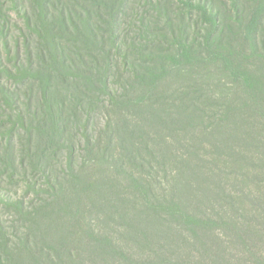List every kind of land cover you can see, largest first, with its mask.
<instances>
[{
    "label": "trees",
    "instance_id": "1",
    "mask_svg": "<svg viewBox=\"0 0 264 264\" xmlns=\"http://www.w3.org/2000/svg\"><path fill=\"white\" fill-rule=\"evenodd\" d=\"M263 49L264 0H0V176L46 194L0 264L262 260Z\"/></svg>",
    "mask_w": 264,
    "mask_h": 264
},
{
    "label": "rangeland",
    "instance_id": "2",
    "mask_svg": "<svg viewBox=\"0 0 264 264\" xmlns=\"http://www.w3.org/2000/svg\"><path fill=\"white\" fill-rule=\"evenodd\" d=\"M126 21L128 23L132 22L131 18H126ZM133 25H139V23L130 25L131 28L125 33L128 50L132 48L130 46L131 43L135 41L138 42V40H136L137 38L135 37L136 32H134L136 30L132 27ZM141 43L144 44L143 42L139 41V44ZM151 48L152 46H149L144 51L146 53L150 52L152 50ZM22 52L25 53V51ZM261 52L264 54V49ZM249 60L253 66L254 72L257 67L256 65H260L262 67L261 72L262 76H264V57H249ZM255 73L257 74V71ZM258 128L264 130V127L262 128L261 125H258ZM261 140H264V132L261 135ZM1 145L2 141L0 139V147ZM236 173H239V168L236 169ZM229 185H233L236 189L243 187L245 188L246 192H253L256 187L254 182H241L239 180L235 181L232 177L229 178ZM45 196V193L37 189L32 190L31 187H27L26 183L19 182L17 178H14V181L10 182L7 175L2 172V175L0 176V244L5 242L3 234L6 235L8 240L12 242L17 240L16 237L20 235V233L24 232L21 227L28 224L30 219L33 217V205L38 204L39 199ZM32 233H34L33 228ZM37 234L43 237L46 236L45 241L49 242V238L51 237L49 235L52 233H47L45 230L37 232ZM251 243L252 240L249 241V244L252 247L253 252L257 253V255H260L262 260H256L253 257H249L245 252L247 249H241L242 247H237V249L232 252V254H228L227 259L223 263L219 264H264V239H262V243L257 245ZM10 256H12L16 262L19 257H21L22 262H26L29 260L30 254L24 252H21L20 254L16 250H11Z\"/></svg>",
    "mask_w": 264,
    "mask_h": 264
}]
</instances>
